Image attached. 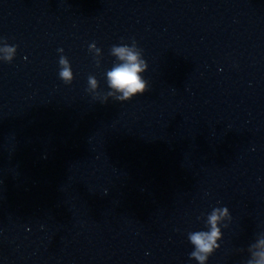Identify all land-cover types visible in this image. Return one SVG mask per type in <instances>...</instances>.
<instances>
[{
    "label": "clouds",
    "instance_id": "clouds-1",
    "mask_svg": "<svg viewBox=\"0 0 264 264\" xmlns=\"http://www.w3.org/2000/svg\"><path fill=\"white\" fill-rule=\"evenodd\" d=\"M112 51L120 60L125 61L107 74L110 86L123 93L122 96H117L116 99L118 101H129L137 94H143L148 90V85H146V82L142 80L139 75L141 71H143V68L137 61V54L126 47H113ZM60 63L66 64L67 61L65 58L61 57ZM60 76L66 82L70 81L71 72L69 68H63L60 72ZM89 83L93 86L95 85V81L91 77L89 78ZM221 214H227L226 207L222 210ZM217 219L218 216L215 212L209 217V222L213 225V229L210 233L196 232L190 236V240L196 246L198 252L209 253L211 251V246L215 243V239L219 235L215 227ZM198 252H193L192 255L203 264L207 256H200Z\"/></svg>",
    "mask_w": 264,
    "mask_h": 264
}]
</instances>
